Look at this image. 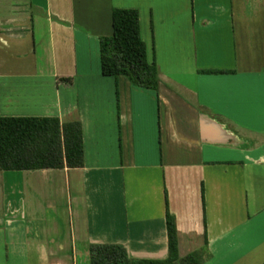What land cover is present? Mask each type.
Instances as JSON below:
<instances>
[{
  "label": "crops",
  "instance_id": "1",
  "mask_svg": "<svg viewBox=\"0 0 264 264\" xmlns=\"http://www.w3.org/2000/svg\"><path fill=\"white\" fill-rule=\"evenodd\" d=\"M113 8L139 12L157 90L102 74ZM0 116L78 120L84 148L0 170V264L163 260L167 211L179 258L264 264V0H0Z\"/></svg>",
  "mask_w": 264,
  "mask_h": 264
},
{
  "label": "trees",
  "instance_id": "2",
  "mask_svg": "<svg viewBox=\"0 0 264 264\" xmlns=\"http://www.w3.org/2000/svg\"><path fill=\"white\" fill-rule=\"evenodd\" d=\"M112 34L99 39L100 66L105 76H125L134 86L157 90L159 71L150 61L141 37L139 12L113 8ZM213 74L229 71L211 70ZM70 80V79H67ZM84 165L81 123L57 117L0 116V170L79 168ZM169 255L163 260L133 259L119 244H93L89 264H202L195 254L178 256L177 227L167 211Z\"/></svg>",
  "mask_w": 264,
  "mask_h": 264
}]
</instances>
